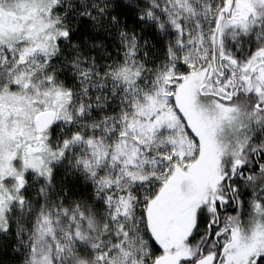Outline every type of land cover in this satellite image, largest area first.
Here are the masks:
<instances>
[{
    "label": "snow or ice",
    "instance_id": "1",
    "mask_svg": "<svg viewBox=\"0 0 264 264\" xmlns=\"http://www.w3.org/2000/svg\"><path fill=\"white\" fill-rule=\"evenodd\" d=\"M0 264H264V0H0Z\"/></svg>",
    "mask_w": 264,
    "mask_h": 264
}]
</instances>
